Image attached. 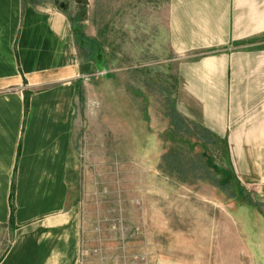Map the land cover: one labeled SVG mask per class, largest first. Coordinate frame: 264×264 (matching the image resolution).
I'll use <instances>...</instances> for the list:
<instances>
[{"label":"crops","instance_id":"obj_1","mask_svg":"<svg viewBox=\"0 0 264 264\" xmlns=\"http://www.w3.org/2000/svg\"><path fill=\"white\" fill-rule=\"evenodd\" d=\"M163 26L175 112L252 196L240 215L257 241L234 264H264V0H168ZM82 67L67 15L0 0V264H81L68 163Z\"/></svg>","mask_w":264,"mask_h":264},{"label":"rangeland","instance_id":"obj_2","mask_svg":"<svg viewBox=\"0 0 264 264\" xmlns=\"http://www.w3.org/2000/svg\"><path fill=\"white\" fill-rule=\"evenodd\" d=\"M25 1L68 16L83 66L68 163L81 264L241 259L249 235L257 241L240 215L252 196L228 177L225 148L174 115L168 0ZM4 235L0 228V255Z\"/></svg>","mask_w":264,"mask_h":264},{"label":"trees","instance_id":"obj_3","mask_svg":"<svg viewBox=\"0 0 264 264\" xmlns=\"http://www.w3.org/2000/svg\"><path fill=\"white\" fill-rule=\"evenodd\" d=\"M174 115H175L176 117H178V120L180 121L179 118H181V117H180L177 113H175ZM169 157H170V160H171L170 163H169V166H170V164L172 165V164L174 163V160H176V159H174L175 157H174V158H172L171 156H169ZM177 168H178V167H177ZM231 195H232V196H235V195L237 196V194H235L234 192H231Z\"/></svg>","mask_w":264,"mask_h":264},{"label":"built area","instance_id":"obj_4","mask_svg":"<svg viewBox=\"0 0 264 264\" xmlns=\"http://www.w3.org/2000/svg\"><path fill=\"white\" fill-rule=\"evenodd\" d=\"M83 255H84V254L81 252V262H82V259H83Z\"/></svg>","mask_w":264,"mask_h":264}]
</instances>
